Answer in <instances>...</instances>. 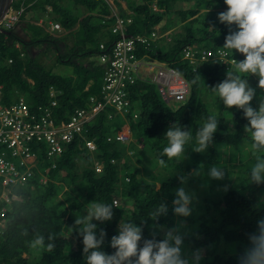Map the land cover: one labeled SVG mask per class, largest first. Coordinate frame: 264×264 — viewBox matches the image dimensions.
I'll use <instances>...</instances> for the list:
<instances>
[{"label": "trees", "instance_id": "obj_1", "mask_svg": "<svg viewBox=\"0 0 264 264\" xmlns=\"http://www.w3.org/2000/svg\"><path fill=\"white\" fill-rule=\"evenodd\" d=\"M152 1L129 0L124 8L114 1V10L106 0H13L12 8L22 10L17 25L0 33L1 55L12 59L0 68L2 102L8 104L21 94L34 109L47 104L48 91L55 88L60 94L50 115L58 123L65 121L74 109H87L88 96L101 100L103 66L95 57L100 53V43L105 45L104 52H108L118 38L110 31L114 21L111 13L130 19L124 29L126 36L148 37L171 0H156L161 11L151 9ZM183 1L191 5L177 10L178 23L171 24L177 25L181 32L167 40L157 37L139 47L137 54L166 63L183 76L189 86L186 99L168 106L160 100L152 83L138 80L129 88L130 105L138 111L136 118L126 115L130 141L105 140L106 135L119 130L123 120L112 109L104 108L84 123L81 135L75 134L64 146L52 168L42 159L40 170H44L45 182L31 177L28 184L15 188L8 211L2 216L0 264H86L79 235L83 226L75 225V219L84 216L92 202L113 205L114 198L119 205H113L112 219L102 223L92 221L97 224L98 237L101 229L106 233L100 249L106 254L115 252L110 240L118 235L122 219L142 227L141 246L143 239L160 241L168 230L175 228L183 236L182 254L185 250L204 251L195 264H241L245 251L252 246L249 237L258 233V221L264 219V183L250 180L256 155L264 153L252 154V150L249 158L242 159L231 150L247 145L252 149L250 134L244 130L248 121L242 109L227 108L212 87L222 82L227 72L237 71L228 58L241 61L244 56L223 47L229 26L210 20L207 8L212 5L211 0ZM202 8H206L204 12ZM38 19L58 23L60 31L52 35L43 22H36ZM231 27L235 30V25ZM193 46L195 61L189 62L182 55ZM217 50L226 52L225 61L220 60ZM47 54L52 55V64L71 68V74L51 72L43 62ZM255 89L258 95L250 104L258 109L260 100L264 99V89ZM209 116L217 118L218 127L208 148L197 153L193 151L197 146L195 134ZM174 125L189 130L193 138L185 145L180 158L170 160L161 153L168 143L164 134ZM83 138L93 142L92 152L82 146ZM139 138L145 154L134 144ZM228 148L225 153L219 150ZM127 150L133 151L134 162ZM146 154L152 159H146ZM160 159L165 162L162 172L154 171L152 168ZM217 161L228 166L223 169L225 175L220 180L208 175ZM96 165L100 167L98 172ZM182 177L184 183H181ZM181 187L192 196L188 217H179L173 212L172 201ZM259 188L263 189L261 194ZM59 192H63V200L57 197ZM127 203L131 208L126 207ZM161 203L167 206V214L156 221L149 219V213ZM177 217L185 220L191 228L189 232L185 224L176 227ZM37 234L45 237V246L50 242L48 236L52 235L55 248L49 252L46 247H31L30 242ZM73 244L75 249L66 253L65 249L69 250ZM216 246L218 251L214 250Z\"/></svg>", "mask_w": 264, "mask_h": 264}, {"label": "built area", "instance_id": "obj_2", "mask_svg": "<svg viewBox=\"0 0 264 264\" xmlns=\"http://www.w3.org/2000/svg\"><path fill=\"white\" fill-rule=\"evenodd\" d=\"M106 1L115 10L112 0ZM21 10L10 6L0 18V29L6 31L14 27L18 23ZM46 10H49V7H46ZM111 16L114 21L110 31L117 34L118 38L112 42L108 52H104L105 45L100 43V53L95 57L103 66L100 77L101 100L90 95L87 97V109H74L65 121L55 123L50 115V109L56 105L57 95L60 94L55 88L49 89L47 104L34 109L27 105L21 94L10 103H3L0 91V232L3 228L2 216L8 211L15 188L28 184L31 177L38 178L42 159H46L50 163L46 165L52 168L55 157L63 151L64 146L73 140L75 134L81 135L84 123L99 111L110 108L126 123L124 130L121 125L118 131L106 135V141L131 140L126 115L131 118L138 115V111L131 107L128 99L129 88L133 83L138 80L152 83L160 100L168 106L180 104L186 99L189 86L183 76L166 63L157 64L154 58L137 54L139 47L156 39L155 27H152L148 37L142 34L126 36L124 29L130 19L121 18L115 12H112ZM36 22H43L45 29L52 35L60 31L58 23L49 19H38ZM14 47L17 48L18 45L15 43ZM193 53L192 48H187L182 58L194 62ZM217 53L220 60H226L225 51L217 50ZM200 59H203V56H200ZM11 61L10 57L3 58L0 52V68ZM228 61L232 63L233 60L228 58ZM82 146L89 152L94 150V144L88 138L82 139ZM99 170L100 167L96 165L95 171ZM112 204H117L115 198Z\"/></svg>", "mask_w": 264, "mask_h": 264}, {"label": "clouds", "instance_id": "obj_3", "mask_svg": "<svg viewBox=\"0 0 264 264\" xmlns=\"http://www.w3.org/2000/svg\"><path fill=\"white\" fill-rule=\"evenodd\" d=\"M227 10L218 13V20L229 26V34L225 37L223 47L235 50L242 54L244 59L234 60L236 72H227L226 78L212 87L213 91L223 101L227 108L236 107L243 110L248 121L245 131L250 134L251 148L254 153H264V99L260 100L258 109H254L250 102L256 96V89L249 86L247 79L241 74H250L258 77V87L264 89V0H224ZM235 25V30H232ZM232 64V63H230ZM218 127L215 116H209L195 134L197 146L193 151L204 152L212 142L213 134ZM168 143L163 148L162 156L170 160L180 158L185 151V145L192 140L189 130H182L181 126H172L164 134ZM255 164L251 167L250 180L256 184L264 183V155L257 154ZM164 166L163 159L159 160ZM208 175L213 179H223L224 170L213 166ZM184 183V178H181ZM192 196L183 187L176 191L173 200V212L179 217H188L191 214ZM113 205L92 202L87 214L77 217L75 225L83 226L79 230L82 236L83 253L86 264H189L182 256L181 245L183 236L176 229L165 233L164 239L157 241L143 239L142 227L133 222H120L118 235L111 237L110 246L115 249L113 254L101 251V246L106 235L99 231L97 224L109 221L113 217ZM167 214V206L159 204L149 213V219L156 221L161 215ZM258 233L249 237L251 248L247 249L241 258V264H264V219L258 221ZM26 234V233H25ZM50 242L45 246V237L37 234L30 242L33 248H45L52 251L55 248L54 237L49 235ZM198 260V255L194 256Z\"/></svg>", "mask_w": 264, "mask_h": 264}, {"label": "rangeland", "instance_id": "obj_4", "mask_svg": "<svg viewBox=\"0 0 264 264\" xmlns=\"http://www.w3.org/2000/svg\"><path fill=\"white\" fill-rule=\"evenodd\" d=\"M128 1L129 0H119L118 3L120 4L122 2L124 5H126V3ZM211 1H212V5L207 8V10L210 13L209 14L210 15V20L211 19L212 20H218V13L226 11L227 10V6L224 4V0H211ZM154 3L152 1L151 5H150L151 9L152 10H156V11H161L162 8H159L156 5V0H154ZM168 4H169L168 9L164 12V15L161 17L160 21L156 25H154L155 29L159 33V38L160 39H166V40L167 39H171L175 34H178V33L181 32V29L178 28L177 25H171L172 22L173 23L174 22L178 23V20H177L178 18L176 17V11L179 10V9H186V8H188L191 5L187 1H183V0H171L170 2H168ZM205 9L206 8H202V11L204 12ZM43 62L48 65V68L50 69L51 72H55V73L62 74V75H68L67 73H68L70 68L67 65L52 64V55L51 54H47L44 57ZM232 63H233V61H232ZM234 66H235V64H234ZM233 71H235L234 68H233ZM241 75L242 76H249L250 78H246L249 86L252 87V88H258V77L254 76V75H250V74H241ZM253 80L256 81L255 85L253 84ZM256 95H258V93H256ZM174 105H176V103H174ZM135 109L137 110V108H135ZM134 144L136 145L137 150H139L141 153H143V154L147 153V152H145V149L143 148L144 144L142 143V145H141V143L138 141V139L135 141ZM247 147H243L242 149H236V150L235 149H231V150L235 151V154H236L237 157H241L242 159H245V158H249L250 157V155H251L250 151H252V149H250V147L248 145H247ZM219 150H220V152L225 153L228 150H230V148H228L227 150L226 149H219ZM127 153L129 155L130 160L132 162H134L135 161V158H134L135 156L133 154V151L128 150ZM252 154H254V152ZM221 155H224V154H221ZM145 157H146V159H152V156L150 154H146ZM215 166L218 167V168H221V169H225V168L227 169L228 168V166L224 165L223 162H220V161H217ZM161 167L162 166L159 163H156L153 166L152 169L154 171H161ZM37 180L40 183H44L45 182L46 176H45L44 170H42L39 173V176H38ZM155 187L156 188L158 187V183L155 184ZM258 191L261 194L263 192V189L259 188ZM60 192L58 193L57 197H59L60 200H63V192L62 193H60ZM186 192H187V190H186ZM172 203H173V201H172ZM116 205H119V201H117ZM126 207L127 208L128 207L131 208L130 203H127ZM86 210L88 211V208ZM86 214H87V212L84 215H86ZM119 219H120V217H119ZM119 219H118V221H119ZM120 221L123 222L122 219H120ZM184 224H185V230L189 232L191 228L188 227V224H186L185 220H183V219H181L179 217L176 218V227L183 226ZM147 231H150V227L147 229ZM147 233L149 234V232H147ZM71 249L72 250L75 249L74 244H73V246L70 247L69 250L65 249V252L67 253ZM218 249H219V247H217V246L214 248L215 251H218ZM203 252H204L203 250H199V249H194V251H191V253H189V250H185L183 252L182 256L185 253H189V254H186L183 257L188 260L189 264H195L196 262H198L199 258L203 257L202 256ZM196 255H198V260H194V256H196Z\"/></svg>", "mask_w": 264, "mask_h": 264}, {"label": "water", "instance_id": "obj_5", "mask_svg": "<svg viewBox=\"0 0 264 264\" xmlns=\"http://www.w3.org/2000/svg\"><path fill=\"white\" fill-rule=\"evenodd\" d=\"M12 2L13 0H0V18L8 10ZM0 33H6V32L0 29Z\"/></svg>", "mask_w": 264, "mask_h": 264}, {"label": "crops", "instance_id": "obj_6", "mask_svg": "<svg viewBox=\"0 0 264 264\" xmlns=\"http://www.w3.org/2000/svg\"><path fill=\"white\" fill-rule=\"evenodd\" d=\"M120 5H121V7H123V8L125 7V5H124L122 2L120 3ZM70 72H71V68L69 69V71H68L67 74H71ZM124 124H126V123H123V122H122V123L120 124V126H121V125L123 126V127L121 128L122 130H124V129L126 128V126H125ZM119 129H120V127H119ZM138 141H139V142L141 143V145H142V139L139 138ZM117 142H124V141H117ZM127 151H128V150H127ZM127 151H126V153H127ZM127 154H128V153H127ZM88 207H89V206H87V208H88Z\"/></svg>", "mask_w": 264, "mask_h": 264}, {"label": "bare ground", "instance_id": "obj_7", "mask_svg": "<svg viewBox=\"0 0 264 264\" xmlns=\"http://www.w3.org/2000/svg\"><path fill=\"white\" fill-rule=\"evenodd\" d=\"M157 37H159V33H158V32H157ZM157 37H156V39H157ZM156 39H155V40H156ZM192 49L195 50L194 46L192 47ZM193 54H194V53H193ZM193 57L195 58V56H193ZM155 60H156V59H155ZM156 62H157V64L160 63V62H158L157 60H156ZM161 63H162V62H161ZM154 89H155V87H154ZM155 91H156V89H155ZM156 93H157V91H156ZM157 95L159 96L158 93H157ZM159 98H160V96H159Z\"/></svg>", "mask_w": 264, "mask_h": 264}, {"label": "flooded vegetation", "instance_id": "obj_8", "mask_svg": "<svg viewBox=\"0 0 264 264\" xmlns=\"http://www.w3.org/2000/svg\"><path fill=\"white\" fill-rule=\"evenodd\" d=\"M114 1H119V0H112V4H113V5H114ZM16 25H17V24H16ZM16 25H15V26H16ZM12 28H13V27H12ZM6 31H8V30H6ZM6 31H5V32H6Z\"/></svg>", "mask_w": 264, "mask_h": 264}]
</instances>
